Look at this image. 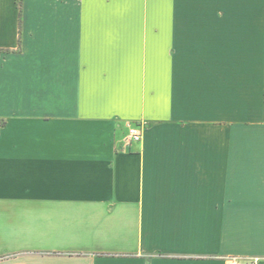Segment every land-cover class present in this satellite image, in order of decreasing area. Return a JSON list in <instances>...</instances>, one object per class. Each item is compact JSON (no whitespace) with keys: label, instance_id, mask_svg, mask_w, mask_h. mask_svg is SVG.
Wrapping results in <instances>:
<instances>
[{"label":"crops","instance_id":"1","mask_svg":"<svg viewBox=\"0 0 264 264\" xmlns=\"http://www.w3.org/2000/svg\"><path fill=\"white\" fill-rule=\"evenodd\" d=\"M0 50V264H264V0H0Z\"/></svg>","mask_w":264,"mask_h":264},{"label":"built area","instance_id":"2","mask_svg":"<svg viewBox=\"0 0 264 264\" xmlns=\"http://www.w3.org/2000/svg\"><path fill=\"white\" fill-rule=\"evenodd\" d=\"M129 139L133 142H140L142 140V133L133 128L129 131ZM258 263V259H255L252 264ZM226 264H247L245 261L239 258H231Z\"/></svg>","mask_w":264,"mask_h":264},{"label":"trees","instance_id":"3","mask_svg":"<svg viewBox=\"0 0 264 264\" xmlns=\"http://www.w3.org/2000/svg\"><path fill=\"white\" fill-rule=\"evenodd\" d=\"M18 6H19V8H20V11H21V6H22V0H18ZM21 16V15H20ZM3 51L2 50H0V53H2ZM4 52H8V51H4ZM4 125V123L3 124H0V127L1 126H3Z\"/></svg>","mask_w":264,"mask_h":264}]
</instances>
